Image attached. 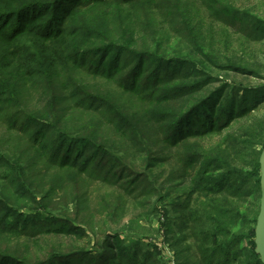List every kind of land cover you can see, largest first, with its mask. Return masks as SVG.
Returning a JSON list of instances; mask_svg holds the SVG:
<instances>
[{
    "label": "trees",
    "instance_id": "1",
    "mask_svg": "<svg viewBox=\"0 0 264 264\" xmlns=\"http://www.w3.org/2000/svg\"><path fill=\"white\" fill-rule=\"evenodd\" d=\"M197 1L0 0V264H264V0Z\"/></svg>",
    "mask_w": 264,
    "mask_h": 264
},
{
    "label": "rangeland",
    "instance_id": "2",
    "mask_svg": "<svg viewBox=\"0 0 264 264\" xmlns=\"http://www.w3.org/2000/svg\"><path fill=\"white\" fill-rule=\"evenodd\" d=\"M186 1L189 2L190 11L192 12V14H194V16H196L198 19L200 18L201 22H204L206 20V17L203 16V10L200 9L201 7H200L199 2L197 0H186ZM204 24L207 25L208 24L207 21H205ZM206 25H205V27H206ZM220 74H222L224 77H226L228 80H231L232 82H247V79H245V77L243 75H240V74H225V73H220ZM248 80H250V79H248ZM250 81L254 84H258L259 82L264 84V79H251ZM262 113H264V111ZM0 124H1V120H0ZM4 130L5 129L2 126H0V137H2V135L4 134ZM30 220L34 221L33 218H31ZM116 226H117V224H116ZM150 240L152 242H156L159 245V247L163 250L164 254H167L169 256H171L173 254L172 252H170L171 251L170 247H167V245L163 244L162 237L157 238V236H154Z\"/></svg>",
    "mask_w": 264,
    "mask_h": 264
},
{
    "label": "water",
    "instance_id": "3",
    "mask_svg": "<svg viewBox=\"0 0 264 264\" xmlns=\"http://www.w3.org/2000/svg\"><path fill=\"white\" fill-rule=\"evenodd\" d=\"M260 206L255 226V251L264 263V147L260 155Z\"/></svg>",
    "mask_w": 264,
    "mask_h": 264
}]
</instances>
